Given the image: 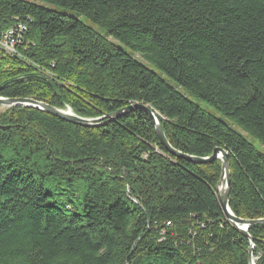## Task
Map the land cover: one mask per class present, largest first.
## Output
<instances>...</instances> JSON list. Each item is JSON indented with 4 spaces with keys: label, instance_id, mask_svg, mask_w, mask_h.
Returning a JSON list of instances; mask_svg holds the SVG:
<instances>
[{
    "label": "trees",
    "instance_id": "16d2710c",
    "mask_svg": "<svg viewBox=\"0 0 264 264\" xmlns=\"http://www.w3.org/2000/svg\"><path fill=\"white\" fill-rule=\"evenodd\" d=\"M88 18L264 145V0H39ZM0 97L102 118L153 108L178 151L230 154V208L264 219V155L79 19L0 0ZM106 121V120H105ZM222 162L169 153L142 111L85 128L34 108L0 113V264H264V224L225 217ZM171 223V226H167Z\"/></svg>",
    "mask_w": 264,
    "mask_h": 264
},
{
    "label": "water",
    "instance_id": "95a60500",
    "mask_svg": "<svg viewBox=\"0 0 264 264\" xmlns=\"http://www.w3.org/2000/svg\"><path fill=\"white\" fill-rule=\"evenodd\" d=\"M0 106H5L7 108H18V107L34 108L42 112H45L47 114H50L56 118H59L63 121H66V122H69L75 125H79L85 128H95V127L105 126L112 121L118 120L120 117H122L125 114L131 113L133 111H142L146 113L152 119V121L155 124L157 136L162 146L172 155L180 159H184L188 162L197 163V164H210L215 161L221 160L222 176H221L219 186L217 187V195H218V200H219L221 209L226 219L232 225L239 227L249 236V229L253 225L264 224V219L251 221V220H244V219L238 218L234 215V213L232 212L230 208L231 166H230L229 152L222 147H218L215 149L212 156L203 158V157H197V156H191L188 154H184L176 150L169 142L165 134V131H164L163 123L158 118L156 112L153 110V108H151L150 106L146 104L136 103L112 115L103 116L102 118H83V117L76 115L72 111L71 108H68L67 110H63V109L53 107L44 102L31 99V98L11 99V98L0 97ZM251 242H252V248L250 249L249 254L251 257V264H255L253 262V253H254V248H255L253 239H251Z\"/></svg>",
    "mask_w": 264,
    "mask_h": 264
},
{
    "label": "rangeland",
    "instance_id": "374dc122",
    "mask_svg": "<svg viewBox=\"0 0 264 264\" xmlns=\"http://www.w3.org/2000/svg\"><path fill=\"white\" fill-rule=\"evenodd\" d=\"M30 3H34V4H38L44 7H47L49 9L58 11L60 13H64L66 15L72 16L74 18L79 19L82 23H84L85 25L93 28L95 31H97L99 34L103 35L104 37H107V39L112 42L113 44L117 45L118 47H120L121 49H123L125 52H127L129 55H131L133 58L137 59L138 61H140L142 64H144L146 67H148L150 70H152L153 72H155L157 75H159L162 79H164L170 86H172L173 88H175L179 93H181L182 95H184L186 98H188L191 102H193L194 104L198 105L201 109H203L204 111L214 115L216 118L222 120L225 124H227L230 128H232L233 130H235L237 133H239L240 135H242L249 143H251L260 153H262L264 155V145L255 137L249 135L248 133H246L244 130H242L240 127H238L237 125H235L232 121H230L229 119H227L226 117H224L219 111H217L214 107L210 106L209 104L205 103L204 101L198 99L196 96H194L193 94H191L189 91H187L186 89L180 87L177 83H175L173 80H171L169 77H167L166 75H164L156 66H154L153 64L143 60L138 54L133 53L130 49H128L127 47H125L123 44H121L119 41L115 40L112 37H108L105 33V31L100 28L98 25L93 24L88 18L79 15L77 12L75 11H71L68 10L66 8L57 6V5H53L50 3H46V2H41L39 0H26ZM8 108L5 106H0V113H3L7 110Z\"/></svg>",
    "mask_w": 264,
    "mask_h": 264
},
{
    "label": "built area",
    "instance_id": "2783aa9c",
    "mask_svg": "<svg viewBox=\"0 0 264 264\" xmlns=\"http://www.w3.org/2000/svg\"><path fill=\"white\" fill-rule=\"evenodd\" d=\"M27 30V27L19 23L4 33L0 39V47L9 54H16L17 46L22 42V35ZM171 226V223H167Z\"/></svg>",
    "mask_w": 264,
    "mask_h": 264
},
{
    "label": "bare ground",
    "instance_id": "6f19581e",
    "mask_svg": "<svg viewBox=\"0 0 264 264\" xmlns=\"http://www.w3.org/2000/svg\"><path fill=\"white\" fill-rule=\"evenodd\" d=\"M253 262L255 263V260L253 259Z\"/></svg>",
    "mask_w": 264,
    "mask_h": 264
}]
</instances>
